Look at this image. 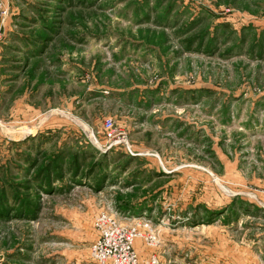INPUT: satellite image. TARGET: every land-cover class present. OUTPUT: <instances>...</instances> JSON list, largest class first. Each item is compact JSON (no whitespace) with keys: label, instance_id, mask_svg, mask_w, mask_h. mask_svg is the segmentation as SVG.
<instances>
[{"label":"rangeland","instance_id":"374dc122","mask_svg":"<svg viewBox=\"0 0 264 264\" xmlns=\"http://www.w3.org/2000/svg\"><path fill=\"white\" fill-rule=\"evenodd\" d=\"M2 1L0 264H264V0Z\"/></svg>","mask_w":264,"mask_h":264},{"label":"built area","instance_id":"2783aa9c","mask_svg":"<svg viewBox=\"0 0 264 264\" xmlns=\"http://www.w3.org/2000/svg\"><path fill=\"white\" fill-rule=\"evenodd\" d=\"M0 13L4 18L8 15L2 0H0ZM111 123V120H107L105 124L111 126ZM109 223L106 228L102 227V222L99 224L102 234L92 250L94 259L100 264H147L139 260L133 247V237L140 236V232L124 228L112 220H109ZM151 235L147 240L154 243L156 238Z\"/></svg>","mask_w":264,"mask_h":264},{"label":"crops","instance_id":"0c3cea01","mask_svg":"<svg viewBox=\"0 0 264 264\" xmlns=\"http://www.w3.org/2000/svg\"><path fill=\"white\" fill-rule=\"evenodd\" d=\"M12 31L13 30H9L8 29V25L6 26V28L3 30L0 31V33L2 32V38H5V40L7 41L6 44H2L4 42V40L1 41L0 43V47H1V51L3 53V56L4 54H9L8 52H12L13 50L16 51V52H21L22 50H20V47L19 46H13L11 45L12 41L16 42V41H19L21 40L20 39V36L18 35H14V38L11 37V34H12ZM1 38V39H2ZM8 43V44H7ZM4 45V46H3ZM24 52V51H22ZM26 53V51H25ZM32 53V52H30ZM33 54V53H32ZM33 56H35V54H33ZM33 58V57H32ZM27 59V58H25ZM10 60V56H4V61H8ZM11 61H12V65L8 64L7 66H5V64L3 65V69L5 70V73L7 74L4 78L5 82L9 84V86L6 87V89H11L12 85L11 83L15 84L16 83V79H19L20 80V71L22 70V67L20 66L21 65V59H15V58H11ZM16 62V63H15ZM19 62V64H18ZM18 65V66H17ZM26 69V68H25ZM22 72V71H21ZM13 75H16V76H13ZM16 77H19V78H16ZM16 78V79H15Z\"/></svg>","mask_w":264,"mask_h":264},{"label":"bare ground","instance_id":"6f19581e","mask_svg":"<svg viewBox=\"0 0 264 264\" xmlns=\"http://www.w3.org/2000/svg\"><path fill=\"white\" fill-rule=\"evenodd\" d=\"M144 214H147V213H144Z\"/></svg>","mask_w":264,"mask_h":264},{"label":"trees","instance_id":"16d2710c","mask_svg":"<svg viewBox=\"0 0 264 264\" xmlns=\"http://www.w3.org/2000/svg\"><path fill=\"white\" fill-rule=\"evenodd\" d=\"M43 43H45V42H43Z\"/></svg>","mask_w":264,"mask_h":264}]
</instances>
